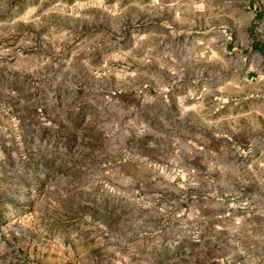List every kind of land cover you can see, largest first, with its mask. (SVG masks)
<instances>
[{
    "label": "rangeland",
    "instance_id": "1",
    "mask_svg": "<svg viewBox=\"0 0 264 264\" xmlns=\"http://www.w3.org/2000/svg\"><path fill=\"white\" fill-rule=\"evenodd\" d=\"M239 4L0 0V264H264Z\"/></svg>",
    "mask_w": 264,
    "mask_h": 264
},
{
    "label": "crops",
    "instance_id": "2",
    "mask_svg": "<svg viewBox=\"0 0 264 264\" xmlns=\"http://www.w3.org/2000/svg\"><path fill=\"white\" fill-rule=\"evenodd\" d=\"M239 8L243 17L237 22L242 26V38L245 40L241 49L245 50L246 54L253 55V58L262 57L264 60V0H240ZM230 46L231 44L226 48Z\"/></svg>",
    "mask_w": 264,
    "mask_h": 264
}]
</instances>
